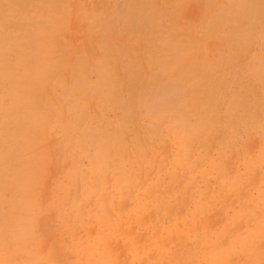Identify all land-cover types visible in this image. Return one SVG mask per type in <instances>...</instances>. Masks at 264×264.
<instances>
[{"label":"rangeland","instance_id":"rangeland-1","mask_svg":"<svg viewBox=\"0 0 264 264\" xmlns=\"http://www.w3.org/2000/svg\"><path fill=\"white\" fill-rule=\"evenodd\" d=\"M0 264H264V0H0Z\"/></svg>","mask_w":264,"mask_h":264},{"label":"bare ground","instance_id":"bare-ground-1","mask_svg":"<svg viewBox=\"0 0 264 264\" xmlns=\"http://www.w3.org/2000/svg\"><path fill=\"white\" fill-rule=\"evenodd\" d=\"M201 19V18H200ZM197 20V19H196ZM195 20V21H196ZM199 20V19H198ZM192 34V33H191ZM192 36V35H191ZM185 37V36H184ZM193 42V41H192ZM209 42V41H208ZM217 43V42H216ZM215 42H214V44H216ZM194 44V43H193ZM174 47V46H173ZM196 48V47H195ZM127 49V48H126ZM211 49V48H210ZM157 50V49H156ZM155 49H154V51H156ZM219 50V49H218ZM144 51V50H143ZM196 51V50H195ZM150 52V51H149ZM155 53V52H154ZM154 53H152V54H154ZM188 53V52H187ZM158 54V53H157ZM155 56V55H154ZM216 56V55H215ZM158 57V56H157ZM199 57V56H198ZM148 58V57H147ZM146 58V59H147ZM164 58H166L165 56H164ZM225 58V57H224ZM131 59V58H130ZM149 59H147V61H148ZM179 62V61H178ZM192 62V61H191ZM195 62V61H194ZM118 63H119V59H118ZM143 63V62H142ZM145 63V62H144ZM147 63V62H146ZM154 63H155V61H154ZM181 63V62H180ZM180 63H179V66H180ZM184 63V62H183ZM188 63V65H189V62H187ZM204 63V62H203ZM151 64V63H150ZM118 64H116V66H117ZM144 65V64H143ZM146 65V64H145ZM147 66V65H146ZM153 66V65H152ZM170 66V65H169ZM175 67H176V65H174ZM184 66V65H183ZM185 66H186V64H185ZM143 67V66H142ZM180 67H182V66H180ZM183 68V67H182ZM182 68L180 69V70H182ZM119 68H117V70H118ZM143 69V68H142ZM161 69V68H160ZM185 69V68H184ZM160 71V70H159ZM169 71V70H168ZM171 71V70H170ZM178 71V70H177ZM112 72V71H111ZM118 71H116V73H117ZM145 72V71H144ZM194 72H195V70H194ZM172 74H174V73H172ZM176 74V73H175ZM119 75H120V72H119ZM161 76H162V74H160ZM109 76V75H108ZM125 76V75H124ZM167 75H165L164 77L165 78H167L166 77ZM210 76H212V74L210 75ZM214 76V75H213ZM112 77V76H111ZM118 77V76H117ZM140 77V76H139ZM209 77V76H208ZM207 77V78H208ZM218 77V76H217ZM113 78V77H112ZM119 78V77H118ZM213 78V77H212ZM125 79V78H124ZM164 79V78H163ZM104 80V79H103ZM103 80H102V83H103ZM129 80V79H128ZM156 80H157V78H156ZM205 80V79H204ZM211 80V79H210ZM105 81V80H104ZM141 81V80H140ZM120 82V81H119ZM210 82H212V81H210ZM126 83H127V81H126ZM125 83V84H126ZM197 83V82H196ZM104 84V83H103ZM124 84V85H125ZM132 84V83H131ZM118 86H119V84H118ZM123 87H125V86H123ZM213 87V86H212ZM132 88V87H131ZM123 90H124V88H122ZM214 90V89H213ZM253 90V89H252ZM200 94V93H199ZM197 95V94H196ZM197 98V97H196ZM192 100V99H191ZM196 100H198V99H196ZM189 103H190V101H189ZM61 105V104H60ZM186 105H189V104H185V106ZM194 106H195V104H193ZM197 105H198V103H197ZM217 105H218V103H217ZM190 107V106H189ZM191 108V107H190ZM196 110H197V108H196ZM89 115V114H88ZM87 115V116H88ZM221 115V114H220ZM59 117H61V116H59ZM61 119V118H60ZM212 122L210 121V124H211ZM94 124V123H93ZM158 125H160V123L158 122L157 124H156V127L158 126ZM203 125V127H202V130L206 133V127H207V125H208V122H204V123H201V126ZM137 125H136V123L134 122V117H128V125L126 126V129H125V131L124 132H122V133H120L119 134V137H120V139L125 135L124 133L127 131H129V132H131L132 130H134L135 131V135H136V138H135V140H134V142H136V145H137V147H138V157H137V159H140V165L143 167V174H147V172L149 171V169L147 168L148 166H153L154 168H156V170H158V166H157V163H160V162H158L157 160H155V158L153 157V152H154V150L153 151H151V150H149L150 151V153L148 154V155H146L147 154V152H148V148H147V146H148V141L150 140V137H148V136H146V143L144 144V142H143V140H142V137H143V130L142 129H138L137 127H136ZM239 126V125H238ZM158 128H160V127H158ZM195 132H194V130H189V131H187L186 132V134L183 136V138L179 141V145H178V147H179V153H177V156L174 158V160H173V163H175V165H177L178 167H185V170L187 171L189 168H190V159L187 157V153L189 152V146H190V143L194 140V137H192L193 136V134H194ZM220 133V132H219ZM218 136V135H217ZM102 141V140H101ZM107 141H108V145L110 146V141L112 142V138L109 136V135H107ZM256 141V140H255ZM103 142V144H104V146H106V148H107V144L105 145V143H104V141H102ZM125 146H126V144H121V145H119L118 147H114L115 149H116V151H118L120 154H124L125 152H126V150L128 151V150H130V147H128V148H126L125 149ZM111 147H112V144H111ZM213 147V146H212ZM167 148V147H166ZM112 152L114 153V154H116L115 153V151L114 150H112ZM146 158H147V160H146ZM239 166V165H238ZM169 168V167H168ZM96 169H97V171H98V173H99V175L97 174V176H101L102 178H104V177H106L107 175H108V169H106L105 167H104V164L102 163V164H100V165H98L97 167H96ZM119 170V169H118ZM154 171V170H153ZM168 177H169V182H168V185H167V188H165V187H163L162 185H161V182L159 181V180H157L155 183H154V185L152 186V189H165V190H168L169 191V189H170V191L171 192H173V193H177V192H179V193H181V192H184L185 190H187L186 189V186H183L184 185V183H183V181H179L178 180V175L175 173V172H172V173H170L169 175H168ZM125 182V181H124ZM124 182H122L121 183V181H118L117 183L116 182H113V184H111L110 186L112 187V188H118V186L120 185V186H122L123 184H124ZM100 184L103 186V185H105V180H102V182H100ZM132 184H134V183H131L130 182V174L128 175V186H129V188H132ZM119 186V187H120ZM140 191H142V192H146L147 191V188H145V187H142L141 189H139ZM109 192L110 191H108L107 189H100V190H98V192H97V194H96V199H98V201H102V200H106V197H107V195L109 194ZM146 194V193H145ZM139 196V195H138ZM135 199V198H134ZM147 207H145L143 210H145V213H147L148 212V210H152L153 212H154V214L155 215H157V214H159V215H165V214H168L170 211H172V207L171 208H169L168 207V204H166V203H162V202H151L149 205H146ZM172 212H174V211H172ZM172 212H170V213H172ZM169 213V214H170ZM171 231H172V229H171ZM157 235H158V233H157ZM175 238V237H174ZM174 240V239H173ZM239 257V256H238ZM155 258V257H154ZM192 259V258H191Z\"/></svg>","mask_w":264,"mask_h":264}]
</instances>
